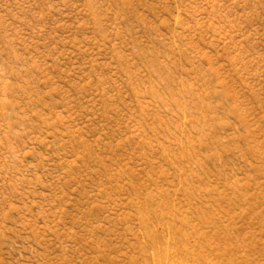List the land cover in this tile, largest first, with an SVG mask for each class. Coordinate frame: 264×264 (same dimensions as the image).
Listing matches in <instances>:
<instances>
[{
  "label": "rangeland",
  "instance_id": "1",
  "mask_svg": "<svg viewBox=\"0 0 264 264\" xmlns=\"http://www.w3.org/2000/svg\"><path fill=\"white\" fill-rule=\"evenodd\" d=\"M0 264H264V0H0Z\"/></svg>",
  "mask_w": 264,
  "mask_h": 264
}]
</instances>
